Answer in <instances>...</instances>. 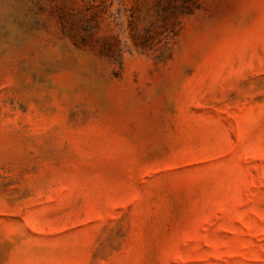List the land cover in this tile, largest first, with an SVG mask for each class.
I'll return each mask as SVG.
<instances>
[{
	"label": "rangeland",
	"instance_id": "374dc122",
	"mask_svg": "<svg viewBox=\"0 0 264 264\" xmlns=\"http://www.w3.org/2000/svg\"><path fill=\"white\" fill-rule=\"evenodd\" d=\"M0 264H264V0H0Z\"/></svg>",
	"mask_w": 264,
	"mask_h": 264
}]
</instances>
